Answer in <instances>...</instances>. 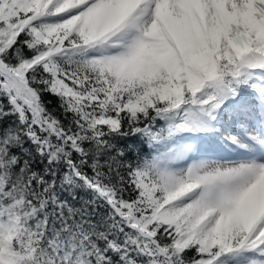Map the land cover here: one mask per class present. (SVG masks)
<instances>
[{"label": "snow or ice", "instance_id": "1", "mask_svg": "<svg viewBox=\"0 0 264 264\" xmlns=\"http://www.w3.org/2000/svg\"><path fill=\"white\" fill-rule=\"evenodd\" d=\"M0 264H264V0H0Z\"/></svg>", "mask_w": 264, "mask_h": 264}, {"label": "trees", "instance_id": "2", "mask_svg": "<svg viewBox=\"0 0 264 264\" xmlns=\"http://www.w3.org/2000/svg\"><path fill=\"white\" fill-rule=\"evenodd\" d=\"M46 99H49V100H51L52 101V105H50V106H55V104H56V100H55V98H53V97H47ZM143 151H147V149L145 148V149H143Z\"/></svg>", "mask_w": 264, "mask_h": 264}]
</instances>
